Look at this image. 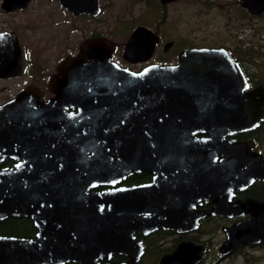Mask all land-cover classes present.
I'll list each match as a JSON object with an SVG mask.
<instances>
[{
    "label": "water",
    "instance_id": "water-1",
    "mask_svg": "<svg viewBox=\"0 0 264 264\" xmlns=\"http://www.w3.org/2000/svg\"><path fill=\"white\" fill-rule=\"evenodd\" d=\"M31 1L1 0L0 8L11 12L25 8ZM56 1L72 15H95L99 11L98 0ZM158 1L165 4L177 0ZM237 1L251 15L264 13V0ZM156 41L155 34L137 26L124 43L122 56L132 62L145 60ZM136 55L138 58L133 59ZM109 57L110 47L105 39L85 40L75 56L66 57L58 65L59 81L66 84L65 89L74 91L72 95L65 98L58 95L42 105L44 110L33 111L31 119L21 121L19 111L14 109L17 101L11 100L0 107V144H16L18 137L27 138L20 143L30 144L29 154L19 156L21 160L14 168L0 170V218L7 215L84 217L83 241L98 243L100 239L93 229L95 219L111 224L113 219L131 217L127 224L135 231L146 229V226L149 229L160 225L174 228L181 218L212 214L210 211L195 213L194 210L191 213V207H186L189 203L182 205V200L184 197L190 199L193 178L198 189L205 177H217L216 167L209 161L218 153L215 145L225 136L255 127L264 116V86L235 93L234 90H243L248 84L238 62L222 47L183 48L177 54L176 64L149 65L138 72L120 68ZM26 65L24 46L16 33L1 31L0 79L22 75ZM68 97L73 98L72 105L77 112L54 111V103L55 106L71 104L72 98ZM53 111L54 117L50 118ZM197 134H206L207 138H195ZM97 140L102 143L97 145ZM157 148L165 161L164 179L168 187L164 198L174 205L131 207L132 197L146 199L143 186L101 193L87 190L88 180L94 177L91 173L96 176L99 169L152 168L150 162ZM5 152L15 156L13 150L5 149ZM134 155L138 159L144 157V163L131 164L129 158ZM251 163L247 179L264 178V157ZM45 169L74 173L61 177L68 185L64 184L60 191L63 198L55 200L48 196L42 200L45 193L51 192L46 189H41L44 191L41 197L36 196L39 191L32 188L30 182L37 176L34 172ZM25 179L27 182L23 184ZM176 179L178 187L170 189L169 184L176 185ZM240 180L237 175L233 176L231 187L239 185ZM201 197L205 195L197 193L190 202L195 204L196 198ZM104 206L107 209L101 212ZM139 213L152 215L148 221L137 220ZM158 215L166 219L156 220ZM38 226L35 240L0 237V264H42L47 262L46 257L54 258V254L45 251L43 230L46 226L39 221ZM236 235L227 233L219 250L223 252L243 242L234 240ZM203 252L201 245L182 242L173 253L163 256L159 264H193L200 260Z\"/></svg>",
    "mask_w": 264,
    "mask_h": 264
},
{
    "label": "flooded vegetation",
    "instance_id": "flooded-vegetation-1",
    "mask_svg": "<svg viewBox=\"0 0 264 264\" xmlns=\"http://www.w3.org/2000/svg\"><path fill=\"white\" fill-rule=\"evenodd\" d=\"M1 1V0H0ZM56 1V0H55ZM174 2V1H173ZM57 3V1H56ZM99 3V11L95 15L88 13H77L72 15L71 11L57 6L72 20L87 16L96 17L101 11V3ZM171 3V2H169ZM33 4V0L26 5L25 8L16 9L11 12H5L0 8V13H15L25 10L29 5ZM168 4V3H165ZM161 4V5H165ZM47 17H42L40 23ZM49 28V24H47ZM142 26L155 34L157 41L154 44L150 56L145 60L128 61L122 56L124 43L133 29ZM131 27V26H130ZM130 29V28H129ZM144 24H136L128 33L119 56H115V42L107 36L100 33L91 32L83 37L80 41L70 42L66 36L63 46L60 49L52 48L49 53L36 47H30L26 44L17 29L1 31H13L18 36L20 43L24 46L27 65L22 75L17 77L5 78L0 80H18L13 86L14 89L8 87H0V107H4L11 100L17 101L14 108L19 111V120L31 119L33 111L44 110L43 104L53 101L58 95L63 98L66 95L74 93L71 89H65V83L62 84L61 74L58 72V65L68 56H75L79 52L82 42L88 39L102 38L105 39L110 47V61L115 63L122 69L131 72H138L149 65H174L177 63L178 49L174 52L172 58L165 59L159 57L154 59L160 45V36L156 30H151ZM47 36V34H45ZM33 37V36H29ZM171 42V43H169ZM172 40H168L161 44V52L165 53L172 45ZM190 47H222L217 46H189ZM224 48V47H222ZM225 49V48H224ZM226 50V49H225ZM227 51V50H226ZM228 52V51H227ZM229 53V52H228ZM230 54V53H229ZM231 55V54H230ZM232 56V55H231ZM138 58V55L133 59ZM235 60V59H234ZM236 61V60H235ZM237 62V61H236ZM244 73V72H243ZM245 75V74H244ZM246 77V76H245ZM248 87L243 90H234L235 93H244L251 91L253 87L261 84H253L246 77ZM63 86L62 89L59 87ZM264 86V85H262ZM11 92L12 94H5ZM19 96V98H17ZM72 98V97H68ZM73 98L70 103L53 104L54 111L75 114L77 109L73 107ZM58 100L56 101V103ZM50 113L49 117H54ZM9 116V113H8ZM45 118V116H41ZM195 138H207L206 134H197ZM27 138L18 137L16 144L5 145L0 144V170L12 169L21 160L19 156L27 155L30 152L28 143H20ZM97 145L101 144L100 140L96 141ZM218 153L211 156L210 163L216 167L217 177L208 176L204 178V184L196 189V179L193 178L190 184L194 185L189 191V198L193 199L197 193H203L205 198H196V203H191L190 199L185 197L182 205L189 203L186 207L194 210L195 213L202 211H210L212 214H205L200 217L197 215L192 217H184L180 219L178 225L174 228H165L162 225L149 229L132 230V226L127 223L132 220L131 217H120L113 219L111 224H104L101 220H94L93 225L95 235L100 239L96 242L83 241L85 232L84 217H29L20 215H7L0 218V237L4 238H21V239H37L39 233L38 221L41 225H45L43 230L45 251L50 255L54 254V258L46 257L47 262L42 264H159L160 259L173 253L182 242H190L192 245H201L204 252L196 263L193 264H264V178L251 177L247 179L249 167L252 166L251 161L264 157V116L258 124L250 129L239 131L225 136L220 143L215 145ZM46 148V147H45ZM5 149L13 150L14 155L4 153ZM153 154L150 165L152 168H135L128 170L121 169H99L96 176L88 180L87 190L94 193H101L107 190H115L119 188H134L143 186L146 189V199L141 201L137 198H131L129 205L131 207H142L144 204H157L167 208L174 205L173 202L165 201L164 191L168 185L164 179L165 161L163 156L158 152ZM210 150V149H209ZM212 151V150H210ZM90 154V153H88ZM233 158H229V156ZM134 155L129 158L131 164L140 165L144 163V157ZM117 162L116 158L112 159ZM146 166H149L147 163ZM207 172V171H206ZM74 174L69 171L58 170H38L34 172L36 178L32 179L30 185L39 191L36 195L38 198L42 196L41 189H46L42 196V200L50 196L55 200L63 198L61 189L66 184L64 175ZM24 175H27L26 173ZM81 174H77L79 177ZM225 179V176H227ZM237 175L240 180L239 185L231 187L233 176ZM53 176L52 178H48ZM77 180V186L79 187ZM27 179L24 180L25 184ZM17 183V182H16ZM176 185H171L170 189H175L179 185V180L174 181ZM67 185V184H66ZM68 186V185H67ZM73 188L75 186H72ZM184 189H186L184 187ZM155 196L159 201L155 200ZM72 198L75 195L72 194ZM149 198H152L149 201ZM107 208H101V212ZM177 211V208H176ZM178 212V211H177ZM174 213L173 220L177 215ZM216 212V213H215ZM152 213H139L135 219L150 218ZM166 219L163 215H158L156 220ZM227 233L233 236L234 240H243V242L235 245L223 252L219 250L223 242L227 239ZM66 254H70L69 257Z\"/></svg>",
    "mask_w": 264,
    "mask_h": 264
},
{
    "label": "rangeland",
    "instance_id": "rangeland-1",
    "mask_svg": "<svg viewBox=\"0 0 264 264\" xmlns=\"http://www.w3.org/2000/svg\"><path fill=\"white\" fill-rule=\"evenodd\" d=\"M206 1L177 0L164 7L148 10L142 0H100L101 11L96 17L83 16L72 20L57 6L55 0H33V4L25 10L0 13V29H17L26 44L40 48L47 54L52 48L60 49L66 36L70 42H74L95 32L114 40V54L119 56L128 33L139 23L156 30L160 36L154 59L164 57L168 60L178 49L189 46L222 44L227 47L234 40H243L246 42L244 45L264 44L260 41L263 34L257 35V27L264 25V16L251 19L252 26L248 28L245 19L238 15V3L233 0H210L213 5L208 7ZM46 14L47 17L40 23ZM168 40L174 43L162 53L161 44ZM253 61L258 64L256 73H264V54ZM15 82L18 80H0V87L14 89Z\"/></svg>",
    "mask_w": 264,
    "mask_h": 264
},
{
    "label": "trees",
    "instance_id": "trees-1",
    "mask_svg": "<svg viewBox=\"0 0 264 264\" xmlns=\"http://www.w3.org/2000/svg\"><path fill=\"white\" fill-rule=\"evenodd\" d=\"M142 1L145 3L148 10H154L158 6L164 7V5H161V3L157 0L156 1L142 0ZM233 1L238 3L237 0H233ZM205 3L208 7L213 5V3L210 0H207ZM239 11H240V14H238L239 17L245 19V23L248 25L247 26L248 28L252 26V24L250 23L251 19L264 16V13H261L259 15H251L242 7L239 8ZM257 32H256L257 35L263 34V37L260 39V41L264 43V25L257 27ZM235 37L236 36L233 35L234 39ZM244 43L246 42H244L243 40H238V41L234 40L231 46L226 47L222 44L219 45L224 47L232 55V57L238 62L245 76L250 80L251 83L264 85V73L260 75L256 73L257 71L256 66L258 64L255 61H253L257 57H260L264 54V44L258 43L255 45L254 44L244 45Z\"/></svg>",
    "mask_w": 264,
    "mask_h": 264
}]
</instances>
